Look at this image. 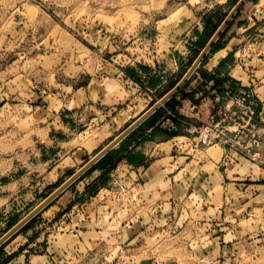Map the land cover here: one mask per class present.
Returning <instances> with one entry per match:
<instances>
[{
  "label": "crops",
  "instance_id": "1",
  "mask_svg": "<svg viewBox=\"0 0 264 264\" xmlns=\"http://www.w3.org/2000/svg\"><path fill=\"white\" fill-rule=\"evenodd\" d=\"M230 1L155 0L149 15L161 16L140 25L142 39L153 41L146 55H83V44L76 43L74 55H28L12 61L14 71L0 67V237L121 132L114 119L124 106L143 105L121 121L131 118L129 125L174 87L197 57L206 15L232 7ZM233 82L260 101L256 160L219 144L193 150L186 142L187 122L205 121L222 102L232 104L223 93ZM89 129L96 132L94 146L71 143L77 131ZM178 137L184 141L179 147ZM121 165L133 168L134 189L159 207L143 205L132 224L117 228L109 223V203L95 191L112 177L125 181ZM87 170L0 244V264H76V256L102 247L108 262L123 253L122 264H181L145 248L147 238L159 234L187 254L196 246L192 257L201 264H216L228 242L262 228L264 0H256L233 35Z\"/></svg>",
  "mask_w": 264,
  "mask_h": 264
},
{
  "label": "rangeland",
  "instance_id": "2",
  "mask_svg": "<svg viewBox=\"0 0 264 264\" xmlns=\"http://www.w3.org/2000/svg\"><path fill=\"white\" fill-rule=\"evenodd\" d=\"M154 1L146 0L145 4V0H0V67H12L13 70L12 61L20 59L22 62L28 55H74L76 43L83 44V55H146L144 51L152 50L153 41L142 39L144 29H140V25H147L161 16L158 13L149 15L158 5ZM230 9L231 7H227L219 14H214L213 21H217L219 17L222 20ZM145 13L147 17L142 15ZM247 13L248 9L245 17ZM209 53L210 51L206 55ZM142 106L141 103L136 108L129 105V110L124 106L121 116L114 119V126L119 125L116 132L125 129L132 119L129 118L125 124L121 121L130 113L140 111ZM95 135L96 132L90 129L77 131L71 143L77 145L81 142L91 148L96 143ZM87 171L72 183L85 178ZM251 236L228 242L231 244L227 246L226 255L219 262H214L264 264V226ZM145 245L147 250H151L159 258H176L181 264L202 263L200 258L192 257L196 246H191L192 251L187 254L188 249L176 246L173 238L167 234L148 237ZM99 256L97 264H105L102 262L103 257ZM121 256L123 257V253H118L113 264H122Z\"/></svg>",
  "mask_w": 264,
  "mask_h": 264
},
{
  "label": "built area",
  "instance_id": "3",
  "mask_svg": "<svg viewBox=\"0 0 264 264\" xmlns=\"http://www.w3.org/2000/svg\"><path fill=\"white\" fill-rule=\"evenodd\" d=\"M241 51H245V46L241 47ZM223 98L231 100L232 104L227 105L226 102H222L217 111L205 121L185 124L184 135L188 147L195 150L219 144L239 156L256 160L261 137L254 118L260 101L251 88L236 82L232 85L225 84ZM183 143V139L178 137L175 145L179 147ZM119 171L123 172L122 178H126L125 181L112 177L103 187L95 191L98 199L104 204L109 203V223L117 228L132 224L139 215L137 209L148 204L146 198L134 189V181L130 177L133 168L121 165ZM148 207L156 209L159 205L149 203ZM98 255L103 257L102 262L105 264H113L116 258L108 262V255L103 249H93L76 256L79 260L76 264H97Z\"/></svg>",
  "mask_w": 264,
  "mask_h": 264
},
{
  "label": "water",
  "instance_id": "4",
  "mask_svg": "<svg viewBox=\"0 0 264 264\" xmlns=\"http://www.w3.org/2000/svg\"><path fill=\"white\" fill-rule=\"evenodd\" d=\"M247 0H237L235 4L231 7L228 13L225 15L221 23L218 25L216 30L207 40L203 48L198 53L197 57L194 59L186 73L183 77L174 85V87L162 96L158 101L151 105L144 113H142L138 118L132 121L124 130H122L116 137H114L109 143H107L103 148H101L91 159H89L79 170L74 172L67 180L61 183L51 194H49L43 201H41L31 212H29L23 219L13 225L6 233L0 237V244L6 240L20 225H22L26 220L38 212L44 205H46L52 198H54L59 192H61L65 187L72 183L76 178H78L85 170H87L95 161H97L102 155H104L108 150H110L118 141H120L125 135H127L135 126H137L144 118H146L151 112H153L160 104H162L166 99H168L172 94H174L180 86L187 80L191 75L197 65L202 61L206 54L210 51L212 45L217 41L221 33L224 31L226 26L232 20L237 11L242 7V5Z\"/></svg>",
  "mask_w": 264,
  "mask_h": 264
},
{
  "label": "trees",
  "instance_id": "5",
  "mask_svg": "<svg viewBox=\"0 0 264 264\" xmlns=\"http://www.w3.org/2000/svg\"><path fill=\"white\" fill-rule=\"evenodd\" d=\"M256 0H248L245 2L242 7L238 10V12L234 15L232 20L229 22V24L226 26L224 31L221 33L217 41L212 45L210 52H214L222 42H225L228 40L236 30V28L242 24L245 20V13L247 9L255 2ZM236 2V0H231L230 4L233 5ZM213 15L214 14H208L206 15V18L204 20V29H203V35L199 37V39L196 42L197 49L194 50L193 55H198L200 50L203 48L207 40L210 38V36L213 34V32L218 27L219 23L221 22V18L219 17L217 21H213ZM206 59V56L202 59L203 61ZM214 88H217V82L213 86ZM96 190V189H95ZM94 190V191H95Z\"/></svg>",
  "mask_w": 264,
  "mask_h": 264
},
{
  "label": "bare ground",
  "instance_id": "6",
  "mask_svg": "<svg viewBox=\"0 0 264 264\" xmlns=\"http://www.w3.org/2000/svg\"><path fill=\"white\" fill-rule=\"evenodd\" d=\"M80 168H81V167H80ZM80 168H79V169H80ZM79 169H78V170H79ZM67 179H68V178H67ZM67 179H66V180H67Z\"/></svg>",
  "mask_w": 264,
  "mask_h": 264
}]
</instances>
